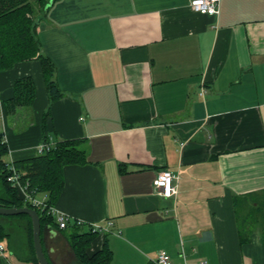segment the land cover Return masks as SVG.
<instances>
[{"label":"crops","instance_id":"crops-1","mask_svg":"<svg viewBox=\"0 0 264 264\" xmlns=\"http://www.w3.org/2000/svg\"><path fill=\"white\" fill-rule=\"evenodd\" d=\"M36 36L62 97L49 102L37 60L0 71L4 160L83 140L86 163L63 167L52 205L80 232L112 223L87 253L105 240L108 264L160 251L170 264H264L258 228L240 243L233 202L264 191V0H221L215 16L188 0H49ZM26 76L32 104L5 117L1 101ZM161 170L177 175L168 199ZM41 245L50 264H78L62 233ZM13 259L7 249L0 264Z\"/></svg>","mask_w":264,"mask_h":264},{"label":"trees","instance_id":"trees-1","mask_svg":"<svg viewBox=\"0 0 264 264\" xmlns=\"http://www.w3.org/2000/svg\"><path fill=\"white\" fill-rule=\"evenodd\" d=\"M48 2L49 0H0V71L10 70L19 62L37 60L48 100L53 102L62 97V93L54 80V64L42 54L36 36L37 22L45 14ZM34 89L31 77L15 79L10 97L1 101L3 113L11 115L19 107H29L34 99ZM44 115L47 116V112ZM82 142L83 140H58L41 155L13 162L14 168L21 175V179L28 182L30 190L45 194L48 204L52 205L62 189L63 167L86 163ZM7 153V145L0 133V207H29L23 203L18 191L7 182L8 172L3 159ZM233 202L240 243L247 242L250 233L258 228L264 252V191L260 195L235 197ZM239 210L244 211L243 214ZM36 212L39 217L41 243L50 230L57 231L65 237L78 264L109 263L111 252L105 240L98 251L87 253L98 233L80 232L78 227L74 226L59 230L52 216ZM0 240L6 241V248L12 251L17 261L38 264L32 245L31 221L27 215L0 216Z\"/></svg>","mask_w":264,"mask_h":264},{"label":"built area","instance_id":"built-area-1","mask_svg":"<svg viewBox=\"0 0 264 264\" xmlns=\"http://www.w3.org/2000/svg\"><path fill=\"white\" fill-rule=\"evenodd\" d=\"M221 0H188V6L190 9L201 15L215 16L218 14L219 3ZM205 93L204 89L200 90V95ZM52 145L48 142H42L38 148L37 153L41 155L45 153ZM4 166L8 172L7 182L10 187L16 189L24 204H28L29 208L50 215L55 220L57 229L64 230L67 227L74 226L79 227L84 225L81 220L70 218L68 215L58 211L54 206L49 205L47 196L45 194H39L29 189L28 182L21 179V175L14 168L13 162L5 161ZM177 175L168 170H161L157 173L154 180V187L156 194L164 199L172 197L176 193L174 180ZM88 231L92 233L104 234L108 232L112 223L107 221L106 226H101L98 223H87ZM7 252L6 245L0 240V256ZM154 264H170V256L160 251L157 253L156 258L153 261ZM6 264H15L9 260H6ZM202 264V263H201Z\"/></svg>","mask_w":264,"mask_h":264},{"label":"water","instance_id":"water-1","mask_svg":"<svg viewBox=\"0 0 264 264\" xmlns=\"http://www.w3.org/2000/svg\"><path fill=\"white\" fill-rule=\"evenodd\" d=\"M25 214L30 218L32 228V245L38 264H49L41 245L39 217L35 210L29 207L4 208L0 207V216H16Z\"/></svg>","mask_w":264,"mask_h":264},{"label":"rangeland","instance_id":"rangeland-1","mask_svg":"<svg viewBox=\"0 0 264 264\" xmlns=\"http://www.w3.org/2000/svg\"><path fill=\"white\" fill-rule=\"evenodd\" d=\"M5 117H7V114L4 115ZM0 121H1V117H0ZM5 159V157L3 158ZM67 234V232H65ZM4 244H6V241L1 240ZM15 264H24L23 262L17 261L16 259H13Z\"/></svg>","mask_w":264,"mask_h":264}]
</instances>
